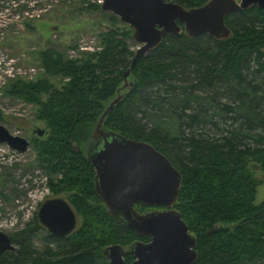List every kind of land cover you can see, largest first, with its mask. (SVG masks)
<instances>
[{
    "label": "trees",
    "instance_id": "trees-1",
    "mask_svg": "<svg viewBox=\"0 0 264 264\" xmlns=\"http://www.w3.org/2000/svg\"><path fill=\"white\" fill-rule=\"evenodd\" d=\"M173 1L191 7L207 0ZM87 6L101 9L98 2ZM106 14L111 25L98 32L101 48L76 57L42 48L41 73L6 87L35 104L36 118L45 122L44 133L31 138L39 164L52 192L65 193L79 217L75 230L56 236L36 213L9 233L16 247L0 251V264H109L105 246L150 239L109 213L84 151L129 67L133 84L121 89L125 93L103 126L151 142L183 174L174 207L197 237L194 264H264V199L255 201L257 169L264 172V7L228 14L227 38L167 33L134 63L133 29L119 26L115 13ZM133 258L126 253L127 263Z\"/></svg>",
    "mask_w": 264,
    "mask_h": 264
},
{
    "label": "water",
    "instance_id": "water-1",
    "mask_svg": "<svg viewBox=\"0 0 264 264\" xmlns=\"http://www.w3.org/2000/svg\"><path fill=\"white\" fill-rule=\"evenodd\" d=\"M255 4L264 7V0H207L191 7L173 0H101V9L115 13L133 29V38L141 43L132 58L134 63L160 45L167 33L184 31L190 37L209 33L217 39L227 38L232 28L226 16ZM130 72V67L124 72V84L96 122L84 151L96 170L95 189L109 213L150 239H137L128 245L115 242L105 246L103 253L109 264H129L125 260L127 252L134 256L131 264H194L199 257L197 237L174 207L183 174L151 142L103 126L106 115L125 93L121 89L133 84L128 79ZM37 132L42 135L44 129L38 128ZM0 143L19 151L31 145L27 137L12 132L1 122ZM138 201L165 208L140 210L135 205ZM37 214L56 236H66L78 225V214L64 195L43 200ZM15 247L10 234L0 229V251Z\"/></svg>",
    "mask_w": 264,
    "mask_h": 264
},
{
    "label": "rangeland",
    "instance_id": "rangeland-1",
    "mask_svg": "<svg viewBox=\"0 0 264 264\" xmlns=\"http://www.w3.org/2000/svg\"><path fill=\"white\" fill-rule=\"evenodd\" d=\"M92 2L101 4L99 0H0V122L12 132L31 141L38 128H45V122L36 118L34 103L6 91L11 80L41 73L40 49L54 46L76 57L101 48L98 32L111 25L106 14L111 11L87 6ZM118 25L129 26L122 20ZM129 42L134 51L141 44L134 38ZM54 80L60 84L59 78ZM14 153L0 143V217L14 221L12 227L2 229L8 233L25 227L46 198L66 195L47 189L44 179L47 176L49 182V174L39 164L32 143L17 157ZM257 170L260 184L255 201L259 203L264 199V172ZM36 171L41 176L34 178L31 173ZM35 244L42 248L41 235L35 237Z\"/></svg>",
    "mask_w": 264,
    "mask_h": 264
},
{
    "label": "built area",
    "instance_id": "built-area-1",
    "mask_svg": "<svg viewBox=\"0 0 264 264\" xmlns=\"http://www.w3.org/2000/svg\"><path fill=\"white\" fill-rule=\"evenodd\" d=\"M99 1H101V0H99ZM4 143H2V145H3ZM11 151H13V152H15L14 154H13V156H15V157H17V152H18V150L17 149H14V148H12V147H10L8 144H5ZM37 171H40V169H37ZM33 172V173H31V176H34V178L36 177V176H38V177H40L41 175H39V172ZM45 178L46 179H44L45 180V184H46V187H47V189L49 188V185H48V180H47V176H45ZM30 193V192H29ZM31 194V193H30ZM45 197L43 196V199H44ZM42 199V198H41ZM42 199V200H43ZM41 200V201H42ZM34 207V206H33ZM14 223V221L13 220H9L8 218L5 220V219H1V217H0V229L2 230L3 228H10V227H12L11 225Z\"/></svg>",
    "mask_w": 264,
    "mask_h": 264
},
{
    "label": "flooded vegetation",
    "instance_id": "flooded-vegetation-1",
    "mask_svg": "<svg viewBox=\"0 0 264 264\" xmlns=\"http://www.w3.org/2000/svg\"><path fill=\"white\" fill-rule=\"evenodd\" d=\"M65 196V195H64ZM66 197V196H65ZM159 206H161V205H150V208H153V207H155V208H158V209H163V208H165V207H159ZM149 209V208H148ZM126 255V254H125ZM134 259V258H133ZM133 259H132V261H133ZM131 261V262H132ZM131 264V263H130Z\"/></svg>",
    "mask_w": 264,
    "mask_h": 264
}]
</instances>
